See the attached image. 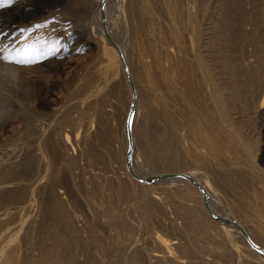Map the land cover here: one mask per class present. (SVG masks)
Listing matches in <instances>:
<instances>
[{
	"label": "rangeland",
	"instance_id": "374dc122",
	"mask_svg": "<svg viewBox=\"0 0 264 264\" xmlns=\"http://www.w3.org/2000/svg\"><path fill=\"white\" fill-rule=\"evenodd\" d=\"M25 2L34 10L33 18L18 20L11 33L5 29L0 35V48H6L15 64L13 78L0 64V264H178L173 260L177 257L181 264H264L239 235L226 233L205 217L196 193L169 182L145 188L126 175L122 124L130 89L125 77L107 83L98 71L101 58L87 29L96 0ZM121 3L120 21L112 20L111 30L126 46L139 93L133 122L137 167L145 174L156 172L157 161L148 160L160 161L157 145L174 148L175 160L199 168L198 175L210 179L217 200L236 210L264 241L261 214L241 208L227 183L228 170L219 169L210 156L203 158L204 117L169 83H161L156 60L169 46L175 50L177 32L163 1L149 0L157 19L137 6L139 0ZM225 3L236 9H224ZM199 13L213 21L212 36L219 35L207 45L210 55L198 44L196 49L208 55L220 74L215 79L229 106L226 122L243 142H252L256 159L264 160V106L263 112L258 108L264 77L261 86L248 80V69L264 68L263 58L255 46L247 43L244 48L245 43L241 47L227 38L245 39L252 26L257 35L264 31V0H208ZM221 17H229L228 27L216 23ZM38 24L42 35L34 32ZM29 27L34 28L24 33ZM32 32L30 41L16 44ZM139 141L150 147L147 157ZM180 189L187 192V200ZM157 233L174 242L171 256Z\"/></svg>",
	"mask_w": 264,
	"mask_h": 264
},
{
	"label": "bare ground",
	"instance_id": "6f19581e",
	"mask_svg": "<svg viewBox=\"0 0 264 264\" xmlns=\"http://www.w3.org/2000/svg\"><path fill=\"white\" fill-rule=\"evenodd\" d=\"M33 1H34L33 3H40L42 0H33ZM162 1H163L164 7L166 8V13L168 14L170 22L171 24H173V28H175V31L177 32L174 35V40L176 39L174 43L175 50L172 51L171 47L169 46L167 48V51H165V55L157 57L158 60H156L158 62L157 66H160L159 69L162 71L161 72V83L162 84L169 83V85L179 94L182 100H184L192 108L194 107L192 110L196 109L197 113L200 112L199 113L200 115L199 114L197 115L201 116V119L204 117L202 120L205 121L203 123H206L204 124L206 126H205V130H203V139L206 144H205V150L203 151V154H205V157L203 158L204 159L207 158L208 160L209 158L213 159L212 160L213 164H216V166L219 167V169L221 167V169L225 168L228 170V171H225L227 173L225 174V176L228 175L227 183L228 185H231L234 188V191H236L237 193L236 199L240 207L246 210L247 209H252V211L255 210L257 214L259 212L263 220L264 212L262 213L259 210L261 209L264 211V160L260 158L258 161L255 156L256 154L253 152L251 148L252 142L248 140L243 142L240 139V137L235 134V129L233 127V124L230 122V125H228L226 122V118H228L227 110L229 106L227 102L226 103L223 102L224 97L221 95L223 94L222 92L223 90L220 89L221 86L217 82V79H215V77L219 74V72L218 74H216L217 72L214 71V68L212 67L213 63L211 64L209 60L207 59V56L210 55L207 53L208 52L207 45L210 43L212 38L214 39L218 37L219 35L216 34L212 36L210 29H211V25L213 21L209 20L208 16H204V15L201 16L199 13V9L201 8V6H204V3L208 2V0H162ZM121 2L122 0H107L105 4V14H106V26H107L108 32L111 35V37L114 39V41L118 44L121 51L123 52L124 58L129 68L130 75L132 77V80L135 86L136 104H135V110H134V114H133L132 121H131V135H132V145H133L132 166H133L134 171L141 177H147V176L154 175V174L170 173V172L186 173L194 177L207 192L208 202H209L211 210L218 215H221L223 217L230 218V219L237 221L247 231L252 241L264 248V241L262 240V238H260V236H258L251 229L246 227V225L240 220L237 211L236 210L234 211V209L233 211L230 210L228 206H226V203L222 204L219 202V200H217L218 198L214 194V188H213L212 183L210 182V179H208L207 176H204L203 175L204 173L203 174L200 173L203 176L198 175L199 174L198 172L201 171V170L198 171L199 168L197 169L195 167H184L182 163L177 162L175 160V158L177 157V154L174 153L175 151L174 148L172 150L171 147L169 148L165 146L163 147L162 145H157L158 157L160 158L161 162L158 160H155L153 157L148 160L151 163H154V161H157L156 166L153 165L155 167V170L153 171H156V172H153L154 174L153 173L145 174L140 168L137 167L136 165L137 158L135 156V152L138 151L139 148L137 145V141L135 139L133 122H134L135 117L137 116L138 109H139V103H138L139 93L137 89V84L135 83V78L133 77V74L129 66V61L127 57L128 55L126 54V48H125L126 46L124 45V43H122L116 38L115 34H113L111 30V26L113 23L112 20L113 21L118 20L119 17L121 16L120 12L123 10V6H122L123 3ZM160 3H161V0H160ZM0 4H2L1 1H0ZM111 4H113L114 6L112 5V7H110ZM3 6H5L4 7L5 9L3 8ZM3 6H0L2 13L5 14L4 16H0V35H3L6 33V32H2V30H5V29H7V31L11 33L14 30L13 24L17 22L18 20L29 22V20L33 18L32 14L34 10L31 11L28 8V3L25 2V0H13L12 3H7L5 0L3 3ZM137 6L138 7L141 6V9L145 11L146 13H148L150 15V18L157 19L156 18L157 14L153 9L154 5L150 6L149 0H141V2L139 0V3ZM224 9H227L229 11H234L236 7L234 5L225 3ZM100 15H101L100 0H96V3H94L93 8H91L90 10V20L87 24V29L90 35L93 37V41H94L93 44H95L96 54H99V57L101 58L98 64V69H99L98 71L100 72L102 78L107 83L108 82L110 83V81L114 80L115 78H122L124 80L125 76L123 74L121 63L119 61L118 53L116 49L107 42V40L105 39V37L103 36L101 32ZM228 20H229V17H221L217 20L216 23H222V25H224L225 27H228V24H229ZM247 23L248 25L251 24L249 22ZM36 27H38V29L34 30V32H36L37 35H40V34L42 35L44 32V29H42L41 25L38 24L36 25ZM252 27L255 29H253ZM252 27H251L252 30L250 28V31L252 32L250 33V35H247L245 39L243 38L242 35L241 36L233 35V37H227V38L229 39L233 38V40L235 39V42L241 45V47L245 43L243 45L244 48L245 47L247 48L249 44L250 46H255V48L258 49V52L261 53L259 54L262 57L259 56V58L260 57L261 59L263 58V62H264V31L260 35H257V32H256L257 27L255 26H252ZM33 28L29 27L27 30L23 29V32L27 33ZM34 32H32L31 34L25 35L23 39H18L16 44H22V43L25 44V42L27 43L28 41L31 40L30 39L31 37L29 38V36L34 35ZM171 43H172V40L166 42V44H171ZM247 43L249 44L246 46ZM197 44H198V47L201 49H204L208 55L205 53L201 54L202 52L199 53L198 50L196 49ZM251 48L253 47H250V49ZM244 50L246 49H243V51ZM251 51L252 53H254L255 49L253 48ZM248 53L249 52H247V54ZM247 54H245V56L249 58L250 55L248 56ZM255 55H258L257 52ZM162 59L167 61V65L165 61H162ZM243 63L245 62L243 61ZM261 63L259 62V64ZM0 64H3L7 67L8 69L7 74H11V78H13V76L15 75V70H14L15 64H14V61L11 60L10 55L6 51V48H3V47L0 48ZM215 64L217 63L215 62ZM166 66L169 67L171 71L167 70L168 68ZM220 66L222 68L223 66L222 62L220 63ZM255 67H253L255 71L253 70V68H251L253 71L247 68L248 74L251 73L250 75H248L250 77L247 76L249 78L247 79L253 85L256 84L257 86L258 85L261 86L260 83H263L262 78L264 77V68L259 67L258 69V66H255ZM217 78L219 77L217 76ZM116 90H119V89L117 88ZM233 90L234 89H231L230 92L232 93ZM128 98H129L128 101L130 104L131 91H130ZM129 104L127 105L125 119L122 124V143H123L122 160H123V157L125 158V152L127 149L125 123H126L128 110H129L128 108ZM263 106H264V88L262 89V96H261V100L258 105V108L261 109V112H263ZM203 113L207 114V118H205ZM143 131H144V128L141 127L140 132H143ZM65 137H66V140H68V136L66 135ZM175 137L176 135L174 133V135L172 136V139H175ZM139 144L141 148L143 149L145 156L147 157L150 147L146 144H143L141 141H139ZM2 149L4 150L7 149L9 151L10 148L4 147ZM207 156H210V157L208 158ZM197 159L198 158H196V160ZM222 162H225L226 164H223ZM123 165H124L123 169L125 170L126 175L131 180L135 181L136 179H134L126 170L124 160H123ZM197 166L199 167L200 165L197 164ZM164 182L179 183L183 187L189 189L190 192L196 193V196L199 200L202 199V195L200 191L193 184H191L189 181L185 179L168 178V179H163V180L156 181L150 184H144V183H141V184L145 188L151 187L153 189V186H155L156 184L164 183ZM180 191L182 192L183 197L188 196L186 190L184 191L186 193H183L182 189H180ZM184 199L187 200L188 197H185ZM201 204H203V201L202 203H200V205ZM202 208L201 209L205 217H209L204 207ZM209 219L211 218L209 217ZM215 222L218 223L216 225L219 228H221L223 231H225L226 233L228 234L235 233L239 235L242 243L250 251L255 252L256 255L264 263V256L257 253L254 249H252L246 243L245 239L242 237V235L239 233L237 229H235L231 225L223 224L217 221ZM156 236H157V239L160 245L163 248H165L164 252H166L168 255L171 256L173 253L171 244L174 242L170 243L169 239L164 238L159 233H157ZM234 247L238 248V245L236 244V242L234 244ZM154 255L160 256L161 254L155 253ZM178 258L179 257L173 260H175V263L177 262L178 264H181V260H179Z\"/></svg>",
	"mask_w": 264,
	"mask_h": 264
},
{
	"label": "water",
	"instance_id": "95a60500",
	"mask_svg": "<svg viewBox=\"0 0 264 264\" xmlns=\"http://www.w3.org/2000/svg\"><path fill=\"white\" fill-rule=\"evenodd\" d=\"M106 1L107 0H100V11H101V15H100L101 26L100 27H101V32H102L103 36L105 37V39L107 40V42L116 49L118 56H119V61L121 63V67L123 70V74H124L128 84H129V88L131 91L129 110H128L126 123H125V131H126V138H127V149L125 152L124 162H125L126 170L134 179H136L140 183H144V184H150V183L160 181L163 179H168V178H176V179L179 178V179H185V180L189 181L191 184H193L200 191V193L202 195L203 207H204L206 213L209 215V217L211 219L217 221V222L233 226L235 229H237L239 231V233L245 239L246 243L252 249H254L257 253L264 256V248L259 246L255 242H253L252 239L250 238L249 234L247 233V231L237 221L230 219V218L223 217L221 215H218L211 210L209 202H208L207 192L205 191V189L201 186V184L194 177H192L186 173H172V172L154 174V175H150L147 177H141L140 175H138L134 171L133 166H132L133 145H132V135H131V121H132V117H133L134 110H135L136 92H135V86H134L132 77L130 75L129 68L127 66L123 52L121 51L118 44L114 41V39L109 34L107 26H106V14H105Z\"/></svg>",
	"mask_w": 264,
	"mask_h": 264
},
{
	"label": "snow or ice",
	"instance_id": "6c2138e0",
	"mask_svg": "<svg viewBox=\"0 0 264 264\" xmlns=\"http://www.w3.org/2000/svg\"><path fill=\"white\" fill-rule=\"evenodd\" d=\"M6 2H7V3H12L13 0H6ZM0 6H3V4H0ZM17 62H19V61H17Z\"/></svg>",
	"mask_w": 264,
	"mask_h": 264
}]
</instances>
